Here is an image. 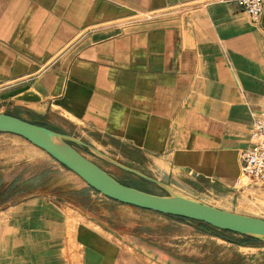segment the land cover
<instances>
[{"label": "crops", "instance_id": "1", "mask_svg": "<svg viewBox=\"0 0 264 264\" xmlns=\"http://www.w3.org/2000/svg\"><path fill=\"white\" fill-rule=\"evenodd\" d=\"M0 113L165 167L197 195L264 198L238 189L264 113V4L253 23L233 0H0ZM17 167L0 174V264H145L83 205L154 212L87 186L73 194L89 202H56L43 170Z\"/></svg>", "mask_w": 264, "mask_h": 264}, {"label": "rangeland", "instance_id": "2", "mask_svg": "<svg viewBox=\"0 0 264 264\" xmlns=\"http://www.w3.org/2000/svg\"><path fill=\"white\" fill-rule=\"evenodd\" d=\"M48 125L55 126L53 123H48ZM74 146L85 158L119 182L151 194L167 195L166 191L159 186L116 168L77 145ZM18 164L22 166L23 175L29 177L36 175L37 172L42 174L43 170L40 181L46 189L45 196L51 197L53 201H70L79 205L89 202L88 196L73 194L74 190L86 186L78 176L25 139L12 134L0 133V174L4 172L10 180L15 172L20 170V167H17ZM128 167L166 184L178 195L201 201L221 210L264 219V198L262 196L257 197L256 200L243 197L238 200L233 199V201L226 200L224 197H205L194 194L186 186L175 182L170 174L165 173L168 172L165 167L157 172L147 164L146 166ZM170 183L173 186H169ZM32 186L35 184L30 182V188ZM83 206L86 207L84 211L96 219L108 221L109 228L115 231L113 238L118 241V244L130 250L145 264H264V241L259 240L241 245L248 249L239 251L238 242L243 241V237L217 230H214V233L220 234L221 237L210 236L199 230L203 224L198 222L168 218V216L157 213L156 215L144 212L130 213L120 206L103 207L102 209L87 207L85 204ZM69 214L72 218L70 229H73L76 222L81 219L76 217L74 211H70Z\"/></svg>", "mask_w": 264, "mask_h": 264}, {"label": "water", "instance_id": "3", "mask_svg": "<svg viewBox=\"0 0 264 264\" xmlns=\"http://www.w3.org/2000/svg\"><path fill=\"white\" fill-rule=\"evenodd\" d=\"M0 133L25 139L78 176L92 191L108 200L163 216L198 222L220 232L264 241V219L221 210L201 201L178 195L166 184L125 166L76 137L61 134L8 113H0ZM74 145L116 168L159 186L166 191L167 195L151 194L119 182L85 158Z\"/></svg>", "mask_w": 264, "mask_h": 264}, {"label": "built area", "instance_id": "4", "mask_svg": "<svg viewBox=\"0 0 264 264\" xmlns=\"http://www.w3.org/2000/svg\"><path fill=\"white\" fill-rule=\"evenodd\" d=\"M233 1L242 7L253 23L259 21L263 12V0ZM250 138L252 147L239 152L241 165L238 189L264 194V113L252 119Z\"/></svg>", "mask_w": 264, "mask_h": 264}, {"label": "trees", "instance_id": "5", "mask_svg": "<svg viewBox=\"0 0 264 264\" xmlns=\"http://www.w3.org/2000/svg\"><path fill=\"white\" fill-rule=\"evenodd\" d=\"M169 217V216H168ZM169 218H172V217H169ZM200 231H202V232H204V233H206V234H209L210 236H220V234H215L214 233V229H212V228H210V227H208V226H206V225H204L203 224V226L199 229ZM223 233H227V232H223ZM221 237V236H220ZM229 242H232V241H229ZM252 242H255V240H251V239H248V238H244V240L243 241H241V242H238V245H244V244H246V243H252ZM232 243H235V242H232Z\"/></svg>", "mask_w": 264, "mask_h": 264}, {"label": "flooded vegetation", "instance_id": "6", "mask_svg": "<svg viewBox=\"0 0 264 264\" xmlns=\"http://www.w3.org/2000/svg\"><path fill=\"white\" fill-rule=\"evenodd\" d=\"M247 244H249V243H246V244H244V245H247Z\"/></svg>", "mask_w": 264, "mask_h": 264}]
</instances>
